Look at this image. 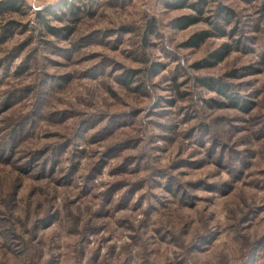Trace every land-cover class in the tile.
<instances>
[{
  "label": "rangeland",
  "instance_id": "obj_1",
  "mask_svg": "<svg viewBox=\"0 0 264 264\" xmlns=\"http://www.w3.org/2000/svg\"><path fill=\"white\" fill-rule=\"evenodd\" d=\"M0 264H264V0H0Z\"/></svg>",
  "mask_w": 264,
  "mask_h": 264
},
{
  "label": "trees",
  "instance_id": "obj_2",
  "mask_svg": "<svg viewBox=\"0 0 264 264\" xmlns=\"http://www.w3.org/2000/svg\"><path fill=\"white\" fill-rule=\"evenodd\" d=\"M7 4V6H15V3H11V2H8V3H6ZM197 22V19L196 18H181L180 19V21H179V27H181V28H186V27H189L190 25H192V24H194V23H196ZM218 27V26H217ZM210 34L207 32V31H203V32H199V33H196V34H194L193 36H192V38H191V40H190V44H192V45H199V44H201V42L204 40V39H206L208 36H209ZM211 57H213V58H216L217 60H221L222 59V51H220V50H218V51H215V52H213L212 54H211ZM208 84H210V83H208ZM210 86L211 87H213V88H216V86L214 85H212V84H210ZM217 86H219V88H220V90H222V88H225L224 87V85H217ZM226 94V93H225ZM227 96H229L230 98H233L231 95H227ZM234 99V98H233ZM249 102L248 101H245L244 103H243V106H242V108L243 109H245V110H249V104H248ZM233 104H235V105H239V100L238 99H236V100H233Z\"/></svg>",
  "mask_w": 264,
  "mask_h": 264
}]
</instances>
